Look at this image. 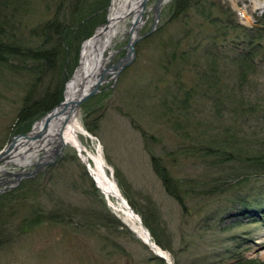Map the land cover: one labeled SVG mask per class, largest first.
<instances>
[{
	"label": "rangeland",
	"instance_id": "rangeland-1",
	"mask_svg": "<svg viewBox=\"0 0 264 264\" xmlns=\"http://www.w3.org/2000/svg\"><path fill=\"white\" fill-rule=\"evenodd\" d=\"M58 1L25 0V9L16 14L26 28L23 38L29 39L32 47L36 48L41 38L30 32L54 17ZM155 1H147L146 22L138 30L141 37L134 44L130 63L80 105L79 119L89 136L80 134L79 139L91 152L100 147L124 198L152 240L151 231L161 241L162 245L155 242L167 252L172 264H230L240 257L250 260L246 264H261L264 174L262 166L250 164L264 162V52L255 59V71L243 86L234 84L233 72L218 65V85L222 87L204 88L205 97L194 95L188 106L182 107L176 101L183 97L181 83L193 91L191 86L199 83L197 71L204 67L203 61L198 62L200 49H190L198 41L196 29H207V20L196 4L189 16L177 18L176 0L163 4L155 20ZM197 1L219 19L220 26H211L207 34L216 37L213 48L223 54L237 51L238 40L243 37L242 31L223 28L227 19L238 20L247 28H259L257 22H264V0ZM66 2L63 17L67 18L74 14L68 13L71 5ZM110 3L83 0L86 10L75 16L80 22L73 21L76 25L63 44L67 54L65 85L79 64L83 42L106 23ZM241 5L246 6V18L236 13ZM89 17L91 21L86 20ZM193 23L203 28L197 26L176 49L188 52L185 64L166 65V56L173 48H164V43L186 35ZM127 43V34L117 36L110 66L125 58ZM37 72L30 60L25 64L12 58L0 64V151L48 111L44 109L25 121L17 117ZM45 76L33 85L32 97L43 92ZM65 85L59 102L64 98ZM226 85L236 93L240 90L235 87H241L244 94L237 93L232 100L226 96ZM251 104L256 105V111L249 110ZM228 139L238 140L231 146L247 148L261 157L248 163L245 152L237 155L230 147L224 155L203 150L206 145L222 146L225 140L230 145ZM229 151L235 152L234 156L230 157ZM32 168L34 164L5 165L6 171L15 173ZM165 174L172 181L169 187L163 183ZM0 176L9 179L0 189L12 185L0 190V202L6 208L0 222L4 220L11 229L7 234L10 242H3L6 234L1 236L0 264H166L109 206L73 147H64L54 162L18 181L3 172ZM5 230L1 225L0 233Z\"/></svg>",
	"mask_w": 264,
	"mask_h": 264
},
{
	"label": "trees",
	"instance_id": "trees-1",
	"mask_svg": "<svg viewBox=\"0 0 264 264\" xmlns=\"http://www.w3.org/2000/svg\"><path fill=\"white\" fill-rule=\"evenodd\" d=\"M24 1L25 0L0 1V11L3 12V16L0 15V64H6L12 58H17V60H20L22 63L24 60L25 64L26 60H30L33 64V70L35 72L38 71L36 73L37 75H35L33 83L31 82L32 85L30 87L29 92L24 97L23 106L17 114L19 120L25 121L37 116L42 111L44 112V109L46 112L61 100V95L65 84L64 70L66 63L64 62V59H66L67 56L63 44L66 40V37H68L71 33L70 29H74L76 22H80L78 21V19L75 18V16L79 13L81 9L82 11L86 9H84L83 7V0H68V2L70 3L69 5H71V10L68 13H73L74 15H71V17L66 18L63 17L64 15H66L65 13L67 12L65 10L66 6H64L63 3L67 4V0L58 1L60 5L57 7L58 9L54 17L40 23L38 27L36 26L35 30H32L30 32V34H33L36 37L40 36L41 38V41L35 48L34 46L32 47L29 44V39L23 38V30H25L26 28L22 27L24 23L21 21L20 17L16 16V14L20 13L23 9H25ZM22 4L23 6L21 9L20 5ZM194 4L199 5V7L202 9V12L204 14V20H207L208 28L204 29L199 24L194 26L193 23V28L190 29L189 32L187 31L186 35L180 36V38H177L175 42L172 39L167 40V42L163 45L164 48H173V52H169L168 57L166 56V65H176L178 63L181 64L182 62L185 64L184 61L188 55V52H177L176 49L181 47V41L184 40L185 37H189L194 33L193 31L196 29L197 26L203 28H200V30L196 29L198 32L195 36V39H197L198 41L195 43L196 45H194L193 48H191L190 50L197 51L200 49L198 62L200 63V61H203L201 64H204V67H200V70L197 71L196 77H199V83L196 86H191L192 89H194L193 91L191 89H184V86L186 84L181 83L180 90L183 97L177 99L176 101H179L178 104L182 105V107L188 106V102L191 101L194 95L205 97V95L202 93V91L205 90L204 88L209 90L218 89L222 87L221 85H218V81L220 80V71L218 69V65L220 66V68H224V70L229 69L230 72H233V78L236 80L234 84L243 86L247 82V78L255 71V59L257 58L259 53L264 52V22L258 21L261 28L260 26L259 28H247L228 19L224 22L223 28H226L228 30L231 29L233 31H242L243 34L241 40H238V50L231 52V54H223L222 52L215 50L216 48H213L215 45V40L213 39H215L216 37L208 35L207 32L211 26L214 27V25L216 26L219 24V19H217V16L212 15L211 11L209 9H206L204 4L201 3V1L176 0L174 16H176L177 18L179 17L180 19L186 18L190 15L189 10ZM78 5H80L81 7L79 8ZM99 6H96L94 9H92L91 12L96 10ZM206 11L208 12L206 13ZM62 17L63 19L61 21ZM86 20L91 21V18L89 17ZM73 21L76 22L73 23ZM189 23L190 22L186 23V25ZM18 36L19 38L17 39ZM210 39H212V42H208V40ZM186 61L189 62L190 60L187 58ZM198 74H200V76H198ZM44 75H46L45 78L47 77V81L44 83L43 92L37 97H32L31 94L33 93L34 89L33 85L40 82ZM206 77H213L215 78V81L210 82V80ZM225 88L229 87L226 85ZM240 88L238 89L235 87V90H240V92H237L238 94H244V90ZM196 91H198L199 93L195 94ZM227 93L228 94H226V96H229V98H231L232 100H235V98L238 96V94L234 91V88H229ZM243 97L245 96L243 95ZM241 101H246L247 103H249L250 100L242 98ZM250 106L251 108H249V110L256 109L255 104H251ZM228 140L231 143L230 145L228 144L229 142L225 140L224 145L222 146L213 147L206 145L203 150L207 151V153L209 154L224 155L228 150L227 148L230 147L237 152V155L245 152L248 155V163L252 162L253 160L256 161L259 157H261L259 153L258 155H252L250 150L247 148L241 149L237 146H231L235 145L238 140L234 139L235 142H232L230 139ZM234 154L235 152L229 151L230 157L234 156ZM250 165L253 167L262 166L261 172L264 174V162L256 161L251 163ZM170 179V176L167 174L163 176V183L166 187L171 186L172 181H170ZM10 194L8 193L6 196L11 201L12 196H9ZM2 204L3 202H0V214L3 213L6 209L3 208L4 205ZM13 213L14 212L12 211L9 216H13ZM142 219L146 226L149 228V225L145 218ZM1 225H3L6 230L3 233H0V240H2L3 236L6 234L7 238H3V242H5L6 240L10 242L11 238L8 235L11 234V229L8 228V223H5L3 220L2 222H0V226ZM149 230L151 231V228H149ZM151 233L154 240L159 245H162L161 241L154 236V232L151 231ZM0 243H2V241ZM249 262L250 260L240 257L239 260L237 259L236 261L230 264H246ZM261 264H264V262Z\"/></svg>",
	"mask_w": 264,
	"mask_h": 264
},
{
	"label": "bare ground",
	"instance_id": "bare-ground-1",
	"mask_svg": "<svg viewBox=\"0 0 264 264\" xmlns=\"http://www.w3.org/2000/svg\"><path fill=\"white\" fill-rule=\"evenodd\" d=\"M168 1L161 0L160 4L152 6L154 17L159 5L162 7ZM141 2L142 0H111L106 23L81 46L79 64L65 85L64 98L50 112L47 121L45 117L36 120L27 132L28 136L16 137L8 154L0 159V173L6 172V164L31 165L50 159L60 148L71 146L76 149L89 175L113 211L152 250L168 257L167 252L150 238L140 217L124 198L100 147L97 146L91 152L79 139L80 134L89 136V133L79 119L80 106H76V102L94 84H103L115 76L117 64L109 65L110 57L114 53L112 48L120 34H127L131 40L138 36V30L146 22L144 9L140 16ZM128 22L129 26L126 28Z\"/></svg>",
	"mask_w": 264,
	"mask_h": 264
},
{
	"label": "water",
	"instance_id": "water-1",
	"mask_svg": "<svg viewBox=\"0 0 264 264\" xmlns=\"http://www.w3.org/2000/svg\"><path fill=\"white\" fill-rule=\"evenodd\" d=\"M147 1L148 0H142V2L140 3V16L141 14L143 13V9L145 8L146 4H147ZM160 4L161 3V0H157L156 4ZM159 10H160V5L158 7V12L156 14V19L159 17ZM151 31L147 32L146 34L150 33ZM140 39V37H136V38H133V40L129 39L128 37V43H127V46H126V49H127V53H126V56L123 60H121L120 62L117 63V67H116V73L115 75L125 66L127 65L128 63H130L131 59H132V56L134 54V44ZM101 85V82H98L96 84H94V86L88 90L86 93H84L76 102V106H80L88 97L92 96L94 93H96L98 91V87ZM60 104V103H59ZM58 104V105H59ZM56 107V106H55ZM53 107L49 112H47L44 117H45V121H47V119L49 118V115H50V112L55 108ZM17 136H28L27 133H22V134H18V135H15L14 137H12L8 144L0 151V159L2 157H4L5 155L8 154V152L10 151L13 143H14V140L16 139ZM61 151H62V148H60L59 150H56L54 152V154L51 156L50 159L48 160H44V161H39V162H36L34 163V168L31 169V170H28L27 172L23 173V172H3L4 175L10 177V176H13L15 178V181H18L20 180L21 178L23 177H26V176H29V175H32L34 172L38 171V168L39 167H42L46 164H51L52 162H54L56 160V158L61 154ZM9 182V179L7 177H2L0 176V186L1 185H4L5 183H8ZM12 185H9V186H5L3 187V189H0L1 191H3L4 189H7V188H10ZM151 243V242H150ZM152 245L154 246V244L152 243ZM154 253L166 260L169 264L170 262L168 261V259L166 257H164L163 255L159 254L158 252H155Z\"/></svg>",
	"mask_w": 264,
	"mask_h": 264
}]
</instances>
